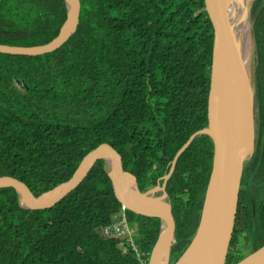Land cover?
I'll return each mask as SVG.
<instances>
[{
  "label": "trees",
  "instance_id": "1",
  "mask_svg": "<svg viewBox=\"0 0 264 264\" xmlns=\"http://www.w3.org/2000/svg\"><path fill=\"white\" fill-rule=\"evenodd\" d=\"M254 3L255 12L264 0ZM80 4L79 28L58 50L0 53V176L22 180L38 196L67 181L89 151L108 143L144 191L155 185L148 177L154 164L165 166L208 124L214 27L205 0ZM66 16L64 0H0V44H46ZM255 33L260 141L244 168L226 264L264 245V9ZM213 154L211 139L197 136L168 182L176 221L173 263L198 227ZM122 207L102 160L51 208L25 209L15 188L2 187L0 264H137L129 242L100 233ZM126 216L135 224L137 245L151 252L161 220L128 209Z\"/></svg>",
  "mask_w": 264,
  "mask_h": 264
},
{
  "label": "water",
  "instance_id": "2",
  "mask_svg": "<svg viewBox=\"0 0 264 264\" xmlns=\"http://www.w3.org/2000/svg\"><path fill=\"white\" fill-rule=\"evenodd\" d=\"M64 1L67 8L66 20L54 39L35 46L0 44V53L34 56L51 53L62 47L79 28L81 8L80 0ZM229 1L234 3L233 6L237 4V0H205V9L214 27L208 124L195 132L180 148L174 164L200 135L210 136L214 144L213 163L198 227L189 245L174 264L227 263L244 168L259 146L257 54L252 58L251 74L246 73L232 23V13L228 9ZM253 1L244 3V9H248ZM263 9L264 4L254 13L252 23ZM99 160L104 162L116 196L126 209L161 220V230L151 251L150 264H171L176 221L172 201L165 187L171 173L165 177L163 186L156 185L142 191L136 176L124 168L121 154L108 143H102L89 151L67 181L38 196L22 180L9 175L0 176V188H15L20 205L25 209L51 208L75 190ZM236 264H264V245Z\"/></svg>",
  "mask_w": 264,
  "mask_h": 264
},
{
  "label": "bare ground",
  "instance_id": "3",
  "mask_svg": "<svg viewBox=\"0 0 264 264\" xmlns=\"http://www.w3.org/2000/svg\"><path fill=\"white\" fill-rule=\"evenodd\" d=\"M235 6L232 1H229L228 9L232 13V23L239 40L240 52L242 63L244 65L246 73L251 74V62L254 57V38H253V26L250 16V7L244 9L243 4L250 2V0H237ZM214 52V49H213ZM41 56V55H34ZM258 135V133H257Z\"/></svg>",
  "mask_w": 264,
  "mask_h": 264
},
{
  "label": "rangeland",
  "instance_id": "4",
  "mask_svg": "<svg viewBox=\"0 0 264 264\" xmlns=\"http://www.w3.org/2000/svg\"><path fill=\"white\" fill-rule=\"evenodd\" d=\"M255 1V0H254ZM254 1L252 2V4L250 5V16H251V20H252V17H253V15H254V13L256 12H254V6H255V4L256 3H254ZM256 22V21H255ZM255 22H253L252 23V26H253V29H254V35H253V38H254V44H255V46H254V55H256V54H258V46H257V40H256V33H255ZM258 128H257V132H258ZM251 160V159H250ZM249 160V161H250ZM248 161V162H249ZM247 162V163H248ZM163 168V166L161 165V164H158V166H157V171L159 172V171H161V169ZM148 177H149V180H152L153 181V179H154V177H155V175L154 174H152V173H150L149 175H148ZM122 213H121V210H120V212H119V214L116 216V219H115V221L114 222H112L110 225H108V226H103V227H101L100 228V233H101V235L102 236H104V237H106V238H108L107 236H108V234L110 235V236H114V235H117V236H119L122 240H125V241H127V242H129L130 244H132V246L131 247H134V245H133V242H135L136 243V240H135V237H136V234L134 233L135 231H134V228L132 227V226H134L135 224L134 223H132L129 227H130V232L127 230V228H126V222H128V221H123V222H120L121 221V217H122V215H121ZM136 245H137V243H136ZM137 247L139 248V254L140 255H142L144 258H146V259H148V260H150V252H148L147 250H142L138 245H137ZM131 251L134 253V255H135V258H136V262H137V264H140V262L138 261V259H137V257H138V255H137V252L136 251H134V249L132 248L131 249Z\"/></svg>",
  "mask_w": 264,
  "mask_h": 264
},
{
  "label": "flooded vegetation",
  "instance_id": "5",
  "mask_svg": "<svg viewBox=\"0 0 264 264\" xmlns=\"http://www.w3.org/2000/svg\"><path fill=\"white\" fill-rule=\"evenodd\" d=\"M204 128V127H203ZM166 129V128H165ZM164 129V130H165ZM202 129V128H201ZM200 130V129H199ZM197 132V131H196ZM194 134V133H193ZM192 134V135H193ZM152 135V134H151ZM191 135V136H192ZM201 136V135H200ZM208 136V135H207ZM209 138H210V136H208ZM211 139V138H210ZM189 140V139H188ZM187 140V141H188ZM212 141V140H211ZM186 143V142H185ZM213 143V142H212ZM213 147H214V144H213ZM180 150V149H179ZM178 153V152H177ZM177 153H176V155H177ZM175 155V156H176ZM161 156H165V154H164V152L162 151L161 152ZM175 156L172 158V159H169V158H166V163H165V166H164V164L163 163H161V162H158V163H155L154 164V166H153V168L155 169L154 171H152L151 173L152 174H154L155 175V177L154 178H156V182H155V185H153V186H151V187H148L147 189H145L144 191H146V190H148V189H150V188H152V187H154V186H156V185H160V186H163L164 185V183H165V177L167 176V175H169L170 173H171V176L173 175V173H174V171H175V168H176V164H177V162L174 164V160H175ZM122 157V156H121ZM123 159V158H122ZM178 161V160H177ZM158 164H161L162 166H163V168L161 169V171H163L162 173H161V171H157V166H158ZM123 166H124V163H123ZM124 168H125V166H124ZM126 169V168H125ZM127 170V169H126ZM127 171H129V170H127ZM131 173H133V172H131ZM135 175V174H134ZM136 176V175H135ZM171 176H170V178H171ZM137 178V177H136ZM170 178L168 179V181H167V183H166V191H167V185H168V182H169V180H170ZM138 181V180H137ZM139 185V184H138ZM143 191V190H142ZM159 193H161V192H159ZM169 195V194H168ZM171 201H172V199H171ZM171 264H174L173 262H172V257H171Z\"/></svg>",
  "mask_w": 264,
  "mask_h": 264
},
{
  "label": "built area",
  "instance_id": "6",
  "mask_svg": "<svg viewBox=\"0 0 264 264\" xmlns=\"http://www.w3.org/2000/svg\"><path fill=\"white\" fill-rule=\"evenodd\" d=\"M123 206V205H122ZM126 207L125 206H123L122 207V209H121V215H122V217H121V221L120 222H123V221H128V219H127V216H126ZM126 224V228H127V230L130 232V223H129V221L128 222H126L125 223ZM132 226V225H131ZM133 227V226H132ZM135 231V230H134ZM135 234H136V232H134ZM108 238L109 237H119V236H117V235H114V236H110L109 234H108V236H107ZM120 238V237H119ZM133 245H134V247H132L133 249H134V251H136L137 252V255H138V257H137V259H138V261L140 262V264H150V260H148V259H146V258H144L142 255H140L139 254V248L137 247V245H136V243L135 242H133ZM131 246H132V244H131ZM150 255H151V252H150Z\"/></svg>",
  "mask_w": 264,
  "mask_h": 264
}]
</instances>
